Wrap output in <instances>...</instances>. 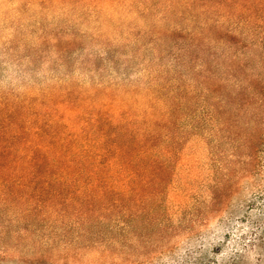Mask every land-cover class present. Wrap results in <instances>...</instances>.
Masks as SVG:
<instances>
[{
	"label": "rangeland",
	"instance_id": "374dc122",
	"mask_svg": "<svg viewBox=\"0 0 264 264\" xmlns=\"http://www.w3.org/2000/svg\"><path fill=\"white\" fill-rule=\"evenodd\" d=\"M188 1L0 0V102L43 101L52 91L97 101L96 94L105 100L106 93L125 101L120 112L135 118L132 128L138 130L148 105L161 111L157 94L172 87L182 93L200 81L190 71L198 61L160 33L173 19L192 29L182 4ZM177 2L179 13L171 17L168 6ZM178 43L184 46L181 38ZM245 51L257 54L239 49ZM176 115L170 126L160 123L154 138V174L165 181L156 184L157 201L149 205L155 207L152 224L134 223V232L121 235L110 228L116 215L105 211V201L93 211L74 212L63 200L30 211L22 185L20 195L10 197L2 180L0 264H153L201 251L209 264H233L238 253L243 257L237 264H264V148L249 171L247 117L221 125L182 110ZM32 134L29 125L19 139ZM11 135L0 129L5 148L14 143Z\"/></svg>",
	"mask_w": 264,
	"mask_h": 264
},
{
	"label": "trees",
	"instance_id": "16d2710c",
	"mask_svg": "<svg viewBox=\"0 0 264 264\" xmlns=\"http://www.w3.org/2000/svg\"><path fill=\"white\" fill-rule=\"evenodd\" d=\"M180 4L171 3L167 13L176 16ZM182 4L188 6L192 29L180 27L173 19V25L160 33L169 45L189 54L190 61H198L190 71L200 81L186 86L182 93L180 87H172L167 94H157L155 101L161 111L148 105V119L138 130L132 128L135 118L120 112L125 101L111 99L106 93L105 100L96 94L97 101L82 95L70 99L64 92L52 91L43 101L0 102V127L4 124L0 129H8L14 142L5 148L0 140V185L2 180L9 184L6 195L19 196L22 185L30 211L52 209L61 200L74 212L93 211L105 201V211L116 215L111 230L116 228L125 235L134 232L135 226L148 227L154 221L155 207L149 205L157 201L156 184L162 186L165 181L154 174L159 164L154 138L160 123L170 126L181 110L191 118L221 125L247 117L250 133L244 146L248 170L257 167L259 151L264 148V0H190ZM167 13L166 19L170 17ZM200 15L206 19H199ZM224 20L232 22L226 25ZM179 38L184 46H179ZM220 45L224 50H218ZM240 48L255 49L257 54L254 58L246 51L240 54ZM29 125L32 136L19 139ZM126 213L132 217L129 221ZM262 238L264 235L259 236ZM196 254L171 255L166 260L163 256L153 264H209L207 254ZM242 257L235 254L232 263Z\"/></svg>",
	"mask_w": 264,
	"mask_h": 264
}]
</instances>
